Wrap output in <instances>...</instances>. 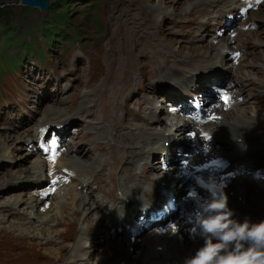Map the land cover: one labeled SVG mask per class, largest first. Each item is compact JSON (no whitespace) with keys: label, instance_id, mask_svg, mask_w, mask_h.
<instances>
[{"label":"rangeland","instance_id":"rangeland-1","mask_svg":"<svg viewBox=\"0 0 264 264\" xmlns=\"http://www.w3.org/2000/svg\"><path fill=\"white\" fill-rule=\"evenodd\" d=\"M49 1V9L41 13L36 10H28L26 4L22 3L21 0H0V4L4 3L5 6H9L11 8V13L9 15L10 23L8 24V26L11 27L12 32H18L19 34L16 39L11 41V43H9V41L7 40L6 34H0V55L13 54L0 58V132L7 130L9 132H12L13 130H21L19 132H23V130H25L27 132H25L24 134H26L27 139L32 132V128L36 127L37 124H39L38 120L49 115L52 112L58 111L59 109L64 112L65 109L63 107L60 108V106H55L57 104L56 102H54V100L56 99L55 93L57 92V89L59 91V95L57 97L59 98L64 97L60 93V91H62L63 89L67 88L68 92H72L74 91V89L76 90L73 97L66 102L65 106L68 111V107L71 105V102L72 104L74 103V97L79 94L83 95L85 92V89L83 91L82 86H80V84H78V81L75 79L74 80L76 81V83L74 85V89L72 87V82L70 81L69 76H71L70 70L74 69V67L76 68V73H78V75L80 74L83 79L87 81L86 83L106 81L104 87L90 94L89 98L85 101L83 105L81 103L80 98V101L77 103L78 109L73 112L70 111L71 114L67 116V119L72 116H79L85 122L93 123V127L96 132H100L103 129L105 132V137L107 139L115 140L119 144L118 146L120 147L122 146L120 145L119 139L114 138L110 134V123L116 117L121 116L120 124L123 125V119L126 117L125 121L127 124L123 126L124 130L122 133L129 130L130 128H135V124H137L138 132H133L130 136L126 137V140L124 142L126 148L128 150L136 151L138 154L137 157H139L137 158V161L134 162V158H127L128 154L123 149L124 157L122 159L125 160L123 161L122 165L127 170L128 179H121L122 174L124 172L121 167H117V164L120 160H116L111 163L105 161L106 174L108 176H111L112 178L117 177L119 179L118 181H116L118 187H111L113 190V198L109 200L111 203H109L108 205L109 208L115 207L117 210H119L120 208L121 210L119 215L116 217L115 223L111 227L115 226V224L118 227L119 223H117V221L122 217L124 209H129L128 205L125 206L124 204L121 205L119 203V198L122 197L123 194V183H127V186L125 185L124 187H133L132 190L134 189L136 193H141V197L135 201L140 202L146 208H151L149 204H151V202H153L156 197H158V195L153 197L154 187L160 186L163 180L167 181L169 179L166 176L161 179L156 178L154 176L153 169L156 168V164L154 161H152L151 158L152 151L157 150L160 153V156H164L166 158L170 147L176 138H178L179 136H184L188 138L187 131L189 126L186 130H181L177 127H174L173 129L175 132L176 130H180V132H177V134L174 135L171 134L169 131H165L173 125V122L176 119L180 118L178 115L169 114L166 117L162 118L161 124L156 123L159 121V119L153 120L152 117L157 115L158 106L155 102L149 100L151 95H154L158 92V90L156 91L151 86V84H153L160 78L167 77L174 79V90L178 94L177 96H173V98L176 99H183L184 90H191L194 87V81L192 76L190 74H186L187 71L181 66V64L176 63V60L180 59L179 53L185 57L193 58L195 57V53L199 51H204L202 58L205 63H219L221 65H224V62L228 60V51L232 49V45H230L228 42H233V46L242 50V64H240V62L238 65L234 64L231 59L229 61V67L231 65L237 66L238 69L236 71H238L237 73H239V75L241 76V79L239 80L248 79L247 83L241 84L240 81L235 82L236 85H241L238 87L237 94L234 93L233 97L229 98L227 104L221 103L222 105L220 107H214L211 105V103H209L211 112L207 114V117L210 116L208 119H211V121L206 122L207 124L204 122H197L193 119L188 118L190 122L193 121L194 123L200 124V126L195 125L196 129L194 130V137L192 138H196L197 143L200 142V132L198 130L199 127H209L212 125V127L209 129L210 131H215L216 129H213V125L220 124V126H223L226 125V122L228 124L236 123L238 125H241V123L238 122H242L244 120L249 119L250 115L256 112L259 115L257 126L259 127V129H263V131L259 135L251 138V142H259L264 145V96H261V94L264 95V3L262 5L260 4L261 7L259 6V10L250 13V16L248 18V22H255L256 27L245 28L246 25L243 24L241 26L244 29H242L240 33L236 36H234V34L232 36L233 32L229 31L228 38H225L228 42L225 41L222 45H220L222 42L221 41L219 43V46L217 47L219 54L222 56V58H218V56L211 55L213 53L212 51L208 52V45L199 44L191 46L185 44L184 41H181L182 39H184V32L192 25L191 23L197 21L200 17L206 14L205 11H200L198 15H195L194 12H191L187 15L186 18H184L187 13L186 11H189L192 8V2H195L196 0H178L176 3V5L178 6L174 9L176 12L171 11L173 10V7L170 6L172 5V2H168V9L166 11H163V13L161 14V10L155 12V9L162 7V5H164L165 3V0H123L121 4L112 7L106 14V19L104 22L108 28L107 36L106 29L104 31L103 39L101 41L102 43L98 44L97 46L83 47L73 41H67L62 39H54L53 41H49L44 38V40L46 41L45 49L47 61L41 65H35L32 63L29 65V72L35 74H38L39 72V78H37V80L35 81L34 89L36 91L33 94L34 101H31L35 103H32V110H30L29 112L20 115L16 114L12 122V116L16 113L15 106L11 104L1 103L10 102L12 104H17L20 102V99L23 96L25 90V86L19 76L21 63L27 56L31 57L36 54V48L34 47V45L31 44L24 45L21 51L17 54L19 43L24 38H30L32 36H35V32L33 31L35 25L43 21H47L49 20V18H51V5L57 3L58 0ZM91 1L93 0L68 1L67 7L69 8V10H77L76 12L71 14L70 19L72 22L76 23L80 20L81 16L83 15V12L80 10L85 6V4H87L86 6H88ZM113 1L116 0H98L101 8H108ZM215 1H219L220 4L224 8H228V10H234L237 6L240 7V5L242 4L241 2L239 4L231 5L229 2L227 3L223 0ZM132 2L135 4L136 8L134 5H132ZM121 5L124 6V8L120 13L117 14L116 10H118ZM58 7L60 6H56L55 8L58 9ZM94 9L101 11V9H98L97 7H94ZM148 11L153 12L152 17L155 20L154 37H148V35L146 34L140 35V32L145 27L144 20L148 14ZM176 13L177 15L179 14V16H177ZM218 16L219 18H221V13ZM236 18V16L235 18H231L229 20L230 24H232ZM210 20L211 18L207 19L208 22ZM239 21L240 20L237 19V23L234 28L238 26ZM257 21L258 24L256 23ZM4 25L5 24L3 20L0 19V27H4ZM199 25L200 32L202 34L207 32L203 43H208L209 38L214 35L215 29L211 30L212 25L207 24L205 22L199 23ZM226 25L227 24L225 23V26ZM218 26L220 25H217V27ZM161 28L163 30L162 33L165 37V40L170 41V43H167L162 38V35L160 34ZM230 36H232L233 38ZM86 40H91V38L82 36L80 41L84 42ZM196 40H198V38ZM173 44L177 50H181L179 53L176 49H174ZM145 47L152 48V51L157 52L160 58H162L158 59L160 62V67H155L152 63H147L148 67H146V65L142 63L143 61L145 62V60L148 61L149 59V52L147 50L142 49ZM87 50L93 51L91 52V54L88 55ZM115 51L120 52L121 58H115ZM128 51L137 53L136 61L133 64L132 68L130 67V64L117 62L119 59L125 58ZM162 52L163 54H161ZM167 56L169 57L168 60H166ZM40 59L43 60L44 56L40 55ZM98 62L100 65L96 66ZM221 65H216L212 69L222 67ZM147 70L149 75V82L145 87H143L140 83L143 82L142 78L146 77ZM209 70L210 69L195 71L193 72V74L198 75L199 78H203L209 72ZM226 73L227 71L222 75H225ZM230 76H233V72H230ZM35 78L36 76L32 75L26 80V83L29 88H32V81ZM135 78L136 80L133 82V86L129 85V87H132V89H130L128 85L126 87L127 79L133 80ZM218 79H221V76H218ZM23 81L25 83V78L23 79ZM115 81H121L122 85H117L116 83L115 91L113 93H110L108 89L115 84ZM165 81L166 80H159L157 84L162 85L165 83ZM203 83H206V85H208L209 87L211 81L210 79H205L202 81V84ZM206 85L203 87H206ZM134 94L138 95L137 99H132V96ZM137 95H134L133 98H136ZM258 96H260L259 101L257 99ZM26 106L27 103L23 104L21 108L23 109ZM226 106L227 108H225ZM150 107L153 108L149 109ZM216 109H219L222 112H228L229 115L217 113L215 111ZM89 114H92V116H87ZM227 118L233 119L232 121H227ZM80 122H82V120L76 117L74 118L72 123L76 126H80ZM62 127L67 128L68 132L70 131V126L67 122H62V124H60V129ZM87 130L90 131L89 129ZM157 132L163 134L165 132L168 135L165 141L169 142V147L165 146V141H163L162 145H160L163 148L157 145V140L154 135V133ZM74 133L77 134L78 131L73 132L71 135L66 137V140H64L65 144H68L71 147L68 150V156L72 160L83 158L85 155H89V158L92 160V156L94 157L95 152H102V150H104V147L101 144L89 146L88 139L83 138L86 135L85 131H82L79 136H74ZM34 136L37 137L36 134H34ZM92 137H96L95 134L92 133ZM29 139H31V136L29 137ZM214 141L215 140L208 141L206 145L211 146ZM114 145L116 144H109L108 150H110ZM80 146H84V148L88 147V150H83L82 148H79ZM76 148L79 149L74 150ZM205 149H207V146H205ZM25 151L26 150L24 148L20 150H15L14 157H16V159L13 162L7 160H0V183L3 180L7 181L5 189H7L8 193H10H6L7 195H4L3 200H0V254L6 256L9 254V247L11 245L23 244L30 248H27L28 251H36L35 249L41 250L42 253H46L50 258H52V260H61L62 264H80L81 258L77 256V252L75 253L73 249L69 248V242L67 245H64L62 247H58L57 245H50V242L52 240H57V236L60 233H64L66 229L58 231L52 228H48L44 226V224L35 226L34 221L37 220V224L48 222L51 223V225L60 222L61 225L65 222L66 224L70 225L69 228L76 227L79 225V228L83 231V234L80 239H90V231L87 229L86 223L80 224V222H88L89 219H92L94 212H86V210H84L81 214L74 215L71 211L72 209L77 207V204L84 203L82 202L79 195L83 191L74 193L68 200L61 202L59 205L55 202L53 204V208L52 205L49 207L52 209H56L57 212L61 214V216L59 217H50L49 213L41 212L38 210L39 208H41V210H44L42 207L43 205H41L40 207H34L32 205L33 202L24 200L30 197V194L27 193V190L31 188V186L28 185V180L25 176L37 175L33 181H38L39 179H42L45 176V170L43 166V164H45L44 159L39 161L40 163H42V165H36V168L33 170L24 168L23 170L18 171L15 169L7 171L12 163L14 164V166L19 165V163H23V167L29 164V161L30 159H32L31 156L33 154L28 156V161H25ZM247 151L259 153L264 156V146L260 148L249 147L247 148ZM28 152L34 153L31 150H29ZM216 152H220V150L218 149L216 150ZM100 156H102V154H100ZM100 161V158L94 157V160H92L91 165L86 168H83L81 172L83 173L85 169L91 166L96 167L98 169L100 167ZM141 161V175L144 179L139 180V173L136 171V169L137 164ZM77 162L81 164H87V161L85 160ZM160 163L158 164L159 166L162 165V163L161 165ZM18 169L21 168L19 167ZM147 173H152V175H147ZM149 177L152 179V184H154V187L152 186V184H144L149 182ZM137 181L138 183H136ZM238 181L240 180H235L230 185V182L228 180H223L225 184L224 190L229 191V189H232L231 191H233V189H235L236 192H239L238 194L242 197V200L246 202L252 212L257 213V211H260L264 214L263 182L248 181L245 179V181H247L248 183H243V181L241 180V182L243 183V187L246 189L245 192H243L240 188H237L235 185V183ZM83 182L86 181L83 180ZM140 184H144L145 187H141ZM145 189L148 192L150 189L149 195L142 194V192L146 191ZM118 191H121V195L117 193ZM181 192H184V190L181 189ZM150 194L151 197H149ZM17 195H21L24 198L22 202H19L18 204L16 202L8 203L10 199ZM188 196L191 195L188 194L187 197ZM197 196H200L202 200L208 197L207 195H201L199 193H196L195 198ZM195 198L193 199L192 204L198 207L199 199ZM37 199L41 200L40 203L43 202V199H40L38 197ZM48 200L51 201V198H49ZM64 202L66 204H69V208L68 210L61 211V207L63 206ZM90 204L92 205L91 201ZM28 208L35 210L34 216L30 215ZM56 210H53V212H56ZM20 212L24 213L21 216L26 214L28 217L25 220V224L23 223L22 228L18 229L17 226L16 228H14L12 223H18V219L21 216H17L19 217L18 219L17 217L14 218V216ZM116 214L117 213L115 211V216ZM83 215H86L85 220L83 218ZM49 217L52 218V220H46ZM258 219L260 220V218ZM92 221H94V219ZM120 228H122V225H119V229ZM104 235L105 232L99 234L98 241L100 242H98V245L102 248H97L96 252H99L103 250V248L108 246V243L103 241H109L111 239L110 242H113L119 240V236L117 233H113L112 237L107 238H104ZM45 236H50V240L46 241L43 238ZM149 236L150 234L146 235L142 240H138L141 248L138 250L134 248L133 253L136 251V255H133L131 257V260H140V262L143 261L141 257H146V254L144 253L146 251L142 249L145 248L143 247L144 242L145 239ZM129 239L130 238L123 237L122 240H125V243L121 242L120 244H118L116 246L118 248H107L106 254H111V251L114 252V250L120 249V247L124 246L123 244L128 243ZM196 240L197 238H192V240L190 239V242L186 245V247L190 246L192 248L193 242H200V245L203 242L201 239H199L198 241ZM81 255L84 256L85 253L82 252ZM88 259L90 260L92 258L90 257ZM157 261H159L160 263L163 260L157 259ZM26 262L32 261H28L26 259ZM106 264H108V261L106 262Z\"/></svg>","mask_w":264,"mask_h":264},{"label":"bare ground","instance_id":"bare-ground-1","mask_svg":"<svg viewBox=\"0 0 264 264\" xmlns=\"http://www.w3.org/2000/svg\"><path fill=\"white\" fill-rule=\"evenodd\" d=\"M177 1L178 0H165L164 5H162V7H160V8L155 9V12H157L158 10H161V12H160V14H161V13H163V11H166L168 9V5H169L168 2H172L171 3L172 5H170V6L173 7V10H171V11L176 12L174 9L178 6V5H176ZM188 1H191V0H188ZM196 1H198V2H206V1H209V0H196ZM223 1H225L227 3L229 2L231 5L241 3V0H223ZM132 5L135 6V4L133 2H132ZM123 8H124V6L121 5L119 7V9L116 10V13L117 14L120 13ZM135 8H136V6H135ZM153 12H154V10H153ZM153 12L148 11V14H147V16H146V18L144 20L145 27L140 32V35L146 34V35H148V37L149 36H151V37L155 36V20L152 17V15H153L152 13ZM121 16H124V15H121ZM190 36H191L192 41H195L198 38V35H196V34H194L192 32H190ZM142 49L147 50L149 52L148 61L145 60V62L143 61L142 63L145 64L146 67H148L147 63H152V64H154L155 67H160V62H159L158 59H162V58H160L158 53L155 52V51L153 52L152 48H149V47H145V48H142ZM161 54H163V52ZM114 56H115V58H121V54H120L119 51H115L114 52ZM136 57H137V53H133L132 51H128L126 57L123 58V59H119L117 62L130 64V67L132 68L133 64L136 61ZM168 58L169 57L167 56L166 60H168ZM81 61H84V60H81ZM176 63L180 64V59H177ZM73 79L78 81V84H80V86H82V90L83 91L85 89V92H84L83 95L79 94V95H76L74 97V99H73L74 103L72 104V102H71V105L69 104L70 105L68 107L69 110L67 111L65 116L61 117L58 120L57 123H58L59 126H60V124H62V122H67V120H68L67 116L70 115L71 112L76 111L78 109L77 103L80 101V98H81V103L83 105L85 103V101L89 98L90 94H92L93 92H95L98 89L103 88L104 85L106 84V81L88 82V83H86L87 81H85L80 74L78 75V73H76V68L75 67H74ZM142 79H143V82L140 83V84H141V86L145 87L148 84V82H149L148 70H147V73H146V77L142 78ZM135 80H136V78L133 79V80H128L127 79L126 87H127V85H128V87H129V85L133 86V82ZM116 83H117V85H122L121 81H119V82L115 81V84L108 89V91L110 93H113L115 91ZM129 88L132 89V87H129ZM259 98H260V96L257 97L258 101H259ZM152 108L153 107H150L149 109H152ZM231 108H233V107H231ZM215 111L217 113H220V114H223V115H229L228 112H222L219 109H216ZM233 111H234V109H233ZM87 116H92V114H89ZM177 118H179V117H177ZM120 119H121V116L116 117L110 123L109 126H110V134L114 138L119 139L120 145L122 147L118 146L119 144L113 139H108L109 144H111V143H115L116 144L110 150H108L109 145L107 147V146L103 145L102 143H99V144H101L104 147V150H102V152L105 153L106 156H105L104 159H101V161L99 162L100 167L98 169L96 167L91 166V167L85 169V171L82 173L86 178H92V179L90 181H87L86 178H84V181H87L86 184H85V189L86 190L79 194L82 202H84V203L83 204H77V207L71 210L74 215H79L84 210H86V212H89V211L94 212V215H93L92 219H89L88 222H84V221L80 222V224L81 223H86L87 229L90 231V233H89L90 239H94L95 238L98 226L100 225L99 224L97 226V224L95 223V220L97 218L101 219L103 216H105L106 210L109 208L108 204L111 203L109 200L113 198V190H112L111 187H118L117 184H116V181H118L119 179L117 177L112 178L111 176H108L106 174V172H105V165H106L105 161H108V162L111 163V162H114L116 160H120L118 162V164H117V167H121L123 169L124 173L122 174V178L121 179H128L127 178V170L122 165L123 161L125 160V159H122L124 157L123 149L128 154L127 158H134V162H136L137 158H139V157H137L138 154H137L136 151L128 150L126 148V146L124 145L126 137L130 136L133 132H138L137 124H135V128H130L129 130H127L124 133H122L123 130H124L123 126L126 125L127 123L125 121L126 117L123 119V123H124L123 125L120 124ZM47 122H49V120H47ZM195 125L196 126H200V124L194 123L193 121L190 122V120H188V118L187 119L186 118H179V119H176L173 122V125L170 128L166 129L165 131H169L171 134L174 135V134H177V132H180V130H176V132H175L174 129H173L174 127H177V128H179L181 130H186L187 127L189 126V128H188L189 134L192 137H194V130L196 129ZM229 125H230V129H228L229 142L231 144H233V145H236V144L245 145L247 143V130L249 129V125H242V124L238 125L236 123H234V124L232 123V124H229ZM139 126H140V124H139ZM223 126H225V125H223ZM61 130H62L63 134H67V132H68L67 128H63L62 127ZM211 133L213 134V138H212L211 141L217 140L219 138L218 130L211 131ZM154 135H155L156 140H157V145H159V146L162 145V142L165 141L167 139V137H168V135L165 132H164V134L157 132V133H154ZM35 138L36 137L34 135H32L31 139H29V138L26 139V134H24V132H17V133H14V134L11 133V134H8V135H5V136L0 134V150H1L0 157L7 158V159L14 158V154L12 153L10 145L14 146L16 149H19L20 147L22 148L21 140L29 141L31 143H34ZM33 146H35V144ZM165 146L169 147V145H165ZM161 148H163V147H161ZM219 150H220V152L222 151V149H219ZM31 151L35 153V150H34L33 147L31 149ZM34 153L26 152V159H28V156H30V155H32ZM68 155H69V152L61 154L62 162L64 164H66V165H69L71 163V161H73ZM94 157H95V155H94ZM94 157L92 156V160H94ZM95 160H98V159H95ZM39 161L36 162L34 167L32 166V168H28V169L29 170H33V169L36 168V165H42V163H40ZM45 165H46V163L43 164L44 168H45ZM136 171H137V169H136ZM18 173H20V172H18ZM141 173H142V171H141ZM147 175L151 176L152 173H147ZM223 180L224 179H220L218 181H223ZM242 181H243V183L244 182L248 183L245 180H242ZM33 182L35 184L42 183V181H33ZM82 182H83V180H82ZM166 182L169 184L171 181H170V179H168ZM136 183H138V181ZM139 183H140V181H139ZM243 183L240 180V181L236 182L235 185H236L237 188H240L241 191L245 192L246 189L243 187ZM126 184H127L126 182L123 183V190H122L123 194H122V197L119 198V200H120L119 203L121 205L124 204L126 206V202L122 203V198H123L124 195H126V197H131L132 198L133 202L137 204L136 205L137 208H133V209L129 208L127 210L124 209L123 215L117 221V223H119V225H120V222H127V223L128 222H132L131 225L133 226L135 224L136 220L139 219L138 216H136L137 210H141V211L150 210L155 205V203L158 201V197H156L155 200L153 199L154 201L151 202V204H149V206H151V208H146L140 202L135 201V200H137V199H139L141 197V193H136L134 189H133L134 190V193H133V190H132L133 187H130V188L129 187H124ZM144 184H152V179L149 177V182L148 183H144ZM144 184H140V186L141 187H145ZM134 185H135V182H134ZM153 185L154 184H152V186ZM161 188H162L161 185L157 186V187H154V189H153V197L158 195V193H159ZM179 188H180V194L186 195L187 191H185V184H183L182 187L180 186ZM181 189L184 190V192H181ZM231 190L229 189V191H231ZM229 191L225 190V192H229ZM149 192H150V189H149ZM149 192L146 190V191L142 192V194L149 195ZM233 192H234L235 196L239 195L238 194L239 192H236L235 189H233ZM94 194H95V196H94ZM199 194L209 196L208 193L203 194V193L199 192ZM195 195H196V192L194 194H192L191 196L187 197V199L189 200V203L191 205H193L192 203H193V199L195 198ZM149 197H151V194H150ZM195 199H199V202L202 201L200 196H197ZM10 200L16 201V203L18 204L19 202L23 201V197L21 195H17V196H14ZM40 201L41 200L35 198L32 205L34 207H38L39 204H40ZM90 201L92 202V205L90 204ZM13 203H15V202H13ZM238 205H239V207L241 209V212L245 215L246 218H250L252 221L257 220L259 218L257 216V213L252 212L251 209L248 207V205L246 204V202L244 200L240 199L238 201ZM195 207H197V206H195ZM68 208H69V204H66L64 202L63 206L61 207V211L68 210ZM71 208H72V204H71ZM120 210H121V208L119 210H116L117 214L115 216V220H116V217L119 215ZM22 214H24V213L20 212L17 215H15L14 218H16L17 216H21ZM27 217L28 216L26 214L21 216L20 218L17 217V219L19 218L18 219V223H12L13 227L16 228V226H17L18 229H21L22 226H23V223L25 224V220H26ZM83 218L85 220L86 215H83ZM93 219H94V221H92ZM46 220H52V218L49 217ZM241 220H243V219H241ZM37 222H38L37 220L34 221V225L35 226L44 224V226H46L48 228H52V229L58 230V231H62L64 229H66L64 233H60L57 236V240H52L50 242L51 243L50 245H57L58 247H62L64 245H67L68 242H69L70 243L69 248L73 249L75 251V253L77 252V256L81 258L80 259V264H83L81 261H82L84 256L81 255V254L84 251H83V243L81 242V239H80L82 234H83V231L79 228V225L76 226V227L69 228L70 225L66 224L65 222L63 224H61V225H60L61 222L57 223V224H53V225H51V223H48V222L38 223V224H37ZM115 226H116V224H115ZM131 227H126V226L122 225V228L118 229L121 232V234H123V236L125 238H130L128 240V243L123 244L124 246H122V247L119 246L120 249L128 248L131 245L134 246V248L137 249V250L141 248L140 244L138 242L137 236L135 238L133 237V232H132ZM142 228L145 229V223L143 224ZM189 233H190V228L189 227L180 230L177 233V235H175V236H170L167 233H164V234H160V233H157V232L150 233V236L147 237L145 239V242H144V246L143 247H145V248H143L142 250L146 251V252H144L146 254V257L145 256H142V257L140 256L143 259V261H141V263H143L144 260L147 259V257L151 258L153 255H155L158 252V250H156L155 248H152L153 246L162 245L163 247H166V246H168V245H170L172 243H180V242H182L183 245L186 247V245L190 242L189 240L190 239L192 240V238H190V234ZM43 238L46 241H49L51 237L50 236H45ZM72 241H74L73 244H72ZM109 241H111V239ZM122 241H125V240H122ZM118 244H120V243L115 244L113 247L118 248V247H116ZM199 246H200V242H197V243L193 242L191 250L196 249ZM27 248H29V247L26 246V245H23V244H21V245H17V244L11 245L9 247V254L8 255L3 256L2 254H0V264H62L61 260H55L54 261L46 253H42L41 250L35 249L36 251H28ZM94 250H96V249H94ZM38 251H40V252H38ZM106 251H107V248H103L102 251H99L98 260H100L102 258L103 254H106ZM111 253L113 254L114 252L111 251ZM163 253H166V252H160L159 255H157L155 258H153V259H156V260H153V261L154 262H158V263H159V261H157V259H162L164 261L165 259L160 257L161 254H163ZM133 255H136V251L133 254H130L131 257ZM90 257L92 258V254L91 253L87 256V259L90 258ZM26 259L28 261H32V262H26ZM73 261H75V260H73ZM87 261H89V259ZM115 261L118 262L119 264H122V262H126V264H132V261H133V264L137 263V261H134V260H132V261L114 260L113 262H115ZM138 261H140V260H138ZM162 262H160V263H162Z\"/></svg>","mask_w":264,"mask_h":264},{"label":"clouds","instance_id":"clouds-1","mask_svg":"<svg viewBox=\"0 0 264 264\" xmlns=\"http://www.w3.org/2000/svg\"><path fill=\"white\" fill-rule=\"evenodd\" d=\"M207 189L209 196L199 202L189 233L203 242L183 264H264V220L238 219L228 206L223 181L210 178ZM156 231L175 236L179 229L169 223Z\"/></svg>","mask_w":264,"mask_h":264},{"label":"trees","instance_id":"trees-1","mask_svg":"<svg viewBox=\"0 0 264 264\" xmlns=\"http://www.w3.org/2000/svg\"><path fill=\"white\" fill-rule=\"evenodd\" d=\"M69 0H58L57 3L51 5L52 9V18L54 21L61 23L64 20L65 16H69L71 12L67 7ZM56 6L58 9H56ZM11 13V8L9 6H5L4 3L0 4V19L3 20L4 24L8 26L10 23L9 15Z\"/></svg>","mask_w":264,"mask_h":264},{"label":"water","instance_id":"water-1","mask_svg":"<svg viewBox=\"0 0 264 264\" xmlns=\"http://www.w3.org/2000/svg\"><path fill=\"white\" fill-rule=\"evenodd\" d=\"M42 1L43 0H21L22 3L27 4L29 6H34Z\"/></svg>","mask_w":264,"mask_h":264},{"label":"snow or ice","instance_id":"snow-or-ice-1","mask_svg":"<svg viewBox=\"0 0 264 264\" xmlns=\"http://www.w3.org/2000/svg\"><path fill=\"white\" fill-rule=\"evenodd\" d=\"M224 99H227V96H225ZM53 143H55V142L53 141Z\"/></svg>","mask_w":264,"mask_h":264}]
</instances>
